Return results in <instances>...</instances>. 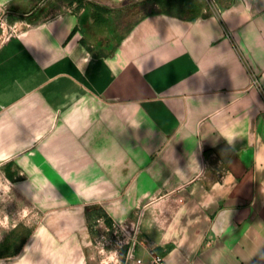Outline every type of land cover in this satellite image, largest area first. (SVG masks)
<instances>
[{"label": "crops", "instance_id": "0c3cea01", "mask_svg": "<svg viewBox=\"0 0 264 264\" xmlns=\"http://www.w3.org/2000/svg\"><path fill=\"white\" fill-rule=\"evenodd\" d=\"M89 1L0 0L20 28L0 38V170L39 215L0 264H100L95 218L143 209L150 246L125 264H264V0L162 7L121 35L99 8L125 0Z\"/></svg>", "mask_w": 264, "mask_h": 264}, {"label": "rangeland", "instance_id": "374dc122", "mask_svg": "<svg viewBox=\"0 0 264 264\" xmlns=\"http://www.w3.org/2000/svg\"><path fill=\"white\" fill-rule=\"evenodd\" d=\"M47 4L49 13H60L67 10H76L83 5L91 6L89 0H43ZM82 2V3H81ZM212 4V0L210 1ZM162 6L157 0H130L114 8H105L114 22L117 35H121L140 17L154 10L161 9ZM100 9V8H99ZM6 24L10 20L6 19ZM11 25V24H10ZM1 33V30H0ZM35 210L17 194L14 185L4 176L0 170V255L7 249L3 245V239L11 233L14 226H18V236H22L23 226H32L38 220Z\"/></svg>", "mask_w": 264, "mask_h": 264}, {"label": "built area", "instance_id": "2783aa9c", "mask_svg": "<svg viewBox=\"0 0 264 264\" xmlns=\"http://www.w3.org/2000/svg\"><path fill=\"white\" fill-rule=\"evenodd\" d=\"M7 11L0 8V38L17 33L19 27L6 24ZM145 210H141L136 223L109 220L108 216H98L92 224L93 248L99 257L100 264H125L133 258L138 245L150 246V240L142 235V219ZM149 264H169L165 257L152 251Z\"/></svg>", "mask_w": 264, "mask_h": 264}, {"label": "trees", "instance_id": "16d2710c", "mask_svg": "<svg viewBox=\"0 0 264 264\" xmlns=\"http://www.w3.org/2000/svg\"><path fill=\"white\" fill-rule=\"evenodd\" d=\"M130 0H125V2L124 3H127V2H129ZM158 1V3L162 6V7H164L165 9H170L173 5H184V4H186L185 5V7H183L182 6V9H188L189 7L191 8V9H194V8H192L194 5V3H195V0H157ZM82 3V2H81ZM103 9V10H106L105 8H107V7H105V6H101L100 5V9ZM97 214L99 215H101L102 214V211L101 210H98L97 211ZM104 216H106L107 217V215H105V213H104Z\"/></svg>", "mask_w": 264, "mask_h": 264}]
</instances>
